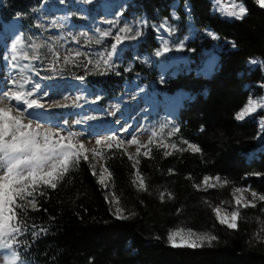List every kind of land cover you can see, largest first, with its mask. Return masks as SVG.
I'll use <instances>...</instances> for the list:
<instances>
[{
    "label": "trees",
    "instance_id": "obj_1",
    "mask_svg": "<svg viewBox=\"0 0 264 264\" xmlns=\"http://www.w3.org/2000/svg\"><path fill=\"white\" fill-rule=\"evenodd\" d=\"M43 1L4 0L0 18L7 20L26 13L25 20L30 24L29 13ZM238 1L246 7V16L227 22L212 14L209 0H134L137 10L150 23L168 19L170 7L177 3L181 21L191 20L198 31L196 40L189 45L197 52L212 47L210 41H201L200 37L205 29L212 30L223 45L218 71L209 80L192 74L178 75L165 84L170 93L184 89L197 94L180 111L178 131L169 145L150 143L135 160L116 144L103 149V166L112 180L114 204L124 210L128 219H117L112 214L105 199L107 193L93 175L91 163L81 157L55 180V188L37 186L36 210L29 206L24 214L22 209H15L13 223L24 229L13 245L19 262L264 264V200L239 210L236 230L221 225L214 212L217 207L230 210L236 188L264 196V148L249 157L261 147L257 125L254 121L235 120L248 102L246 87L263 81L260 71H252L248 63L259 59L264 65V9L255 0ZM186 5L190 8L188 14L183 11ZM147 43L139 52L157 48L151 33ZM84 69L82 65L76 73ZM135 71L151 78L142 67ZM123 80L108 76L97 84L111 97L120 92ZM188 144H195L200 151L192 152ZM205 177L209 178L207 184ZM141 180L143 189L139 187ZM17 203L23 202L17 199ZM180 228L215 235L217 239L211 247L205 243L199 249H173L167 236Z\"/></svg>",
    "mask_w": 264,
    "mask_h": 264
},
{
    "label": "rangeland",
    "instance_id": "obj_2",
    "mask_svg": "<svg viewBox=\"0 0 264 264\" xmlns=\"http://www.w3.org/2000/svg\"><path fill=\"white\" fill-rule=\"evenodd\" d=\"M3 1L0 0V3ZM209 1L212 6V14L227 22L240 21L232 17L221 16L215 10L214 0ZM222 2L231 4L233 0H222ZM234 2L241 3L238 0H234ZM177 9L178 4L174 3L170 7L168 19L159 18L158 22L150 23L147 17L137 10L134 0H44L30 13L32 32L27 31V34H23L20 30V19L17 17V26L14 25L16 30L13 34L7 35L4 29L3 36H0V85L3 86L0 90H3L8 83V87H12L13 81L11 80L20 81L22 77L30 78L32 83L25 86L26 90H34L36 98L40 99L45 107L29 110L33 112V116L29 119H34V126L35 123L43 125L41 131L44 129L55 131L63 129L62 134L65 136L68 132L83 133L77 138L89 150L87 153L88 162L96 165L95 177L99 181V173L104 169L103 149L107 147V144L97 145L95 143L97 139L103 141V138L108 135L119 136L124 141L121 147L134 160L138 155L136 152L138 146L141 150L150 143L169 145L170 139L177 133V131L173 132V128L178 129L176 125L178 114L184 103L193 100L194 95L189 92L185 93L186 99L174 115L172 109L163 103L164 98L185 91L178 90L172 94L166 93L165 84L178 75L189 76L192 74L193 77L209 80L217 72L218 66L210 74L206 73L204 65L214 55L220 58L223 45L219 44V39L213 40L207 35L209 31L213 32L212 30L205 29L200 34L201 41H210L212 47L209 50L199 52L190 49L189 45L196 40L198 31L194 28L191 20L184 23L181 21L176 12ZM189 10L188 5L183 9L186 14L189 13ZM106 21H114V23L109 24ZM11 22L16 23L15 21ZM161 24H166L173 30L171 35L160 27ZM125 26L130 27L132 31L120 32L119 29ZM103 31H107L110 35L101 38L100 34ZM136 31H140L141 35L132 39L131 36ZM149 33L153 35L154 44L157 48L151 52L140 53L141 46H148ZM117 35L122 39L117 45V53L113 55V62L116 67L106 75H116L115 73L119 72L120 74L116 76L125 77L126 81L119 96L101 106V95L93 90L87 83V79L95 76L92 73L104 70L102 57H107L111 51V44L116 43L115 37ZM161 38L168 41L170 50L157 56L156 52L162 49ZM97 40L101 42L97 43ZM17 41H19L18 49L20 45H23L20 50L27 52L29 58L33 54L32 45H40L36 53L39 59L31 61V67L34 69L32 74L29 71L21 73L19 68L15 67L7 69L9 66H5L4 57H10L12 45ZM179 43H183L184 46L177 50ZM77 51L81 53L80 56L76 55ZM65 56H70L72 61L66 67L64 66ZM255 60L257 63L253 64L250 61L248 67L252 71L258 69L263 81L260 85L246 87L249 91L248 100L264 101V65L261 60ZM97 61L101 62L99 70L95 68ZM19 63L23 65L26 62L24 63L22 60ZM11 65L13 66V64ZM82 65L85 69L81 73H76L80 72ZM136 65L144 68L151 77H158V80L150 82L148 77L135 73ZM52 67L57 69L54 78L42 79L43 76L53 75L51 71H48ZM36 72H39V75ZM72 75H82L85 79L81 81L77 78H70ZM66 80L76 81L79 85L70 88L65 84ZM33 84H39V90L34 89ZM256 92H259L260 95L256 96ZM204 94L206 93L204 92ZM74 101L75 105L73 104ZM11 103L15 104V101ZM56 103L68 104L69 106L57 107L55 106ZM127 114L128 116L124 119ZM77 121L83 122L78 124ZM246 121L255 122L259 132L257 142L262 145L264 143V127H262L261 122L264 121V108L258 106L255 112L237 122L244 123ZM101 129L114 130L100 133ZM153 132L156 133L155 136L152 135ZM132 139H136L138 144H132ZM116 143L115 141L112 142V144ZM93 150L101 153V155L94 158ZM105 184L106 187L105 185L102 186L107 193L109 206L114 215L116 205L111 193L112 180L107 172L105 173ZM251 193L247 189L246 192L237 195H242L245 200L251 202L253 201ZM235 201L236 196L233 197L230 210L221 208V215L226 217L224 224H221L216 218L221 225L227 228L232 211L248 208L243 206V201L239 206L236 205ZM257 202L258 199L255 200V205ZM237 223L238 217L235 227L231 230H236ZM180 242L178 237L177 243ZM173 249L193 250L199 248L182 246ZM5 260L6 258L0 259V264H5ZM18 264L20 263L18 262Z\"/></svg>",
    "mask_w": 264,
    "mask_h": 264
},
{
    "label": "snow or ice",
    "instance_id": "obj_3",
    "mask_svg": "<svg viewBox=\"0 0 264 264\" xmlns=\"http://www.w3.org/2000/svg\"><path fill=\"white\" fill-rule=\"evenodd\" d=\"M255 3L259 5L260 8L264 9V0H255ZM215 10L218 11L221 16H227L235 18L236 20H243L247 14V9L243 3H235L234 0L231 4L223 3L222 0H214ZM109 24L114 23V21H106ZM160 27L165 29L171 35L173 31L171 28L167 27L166 24H161ZM120 32L128 33L132 29L128 26L119 29ZM101 38L104 36H109L110 33L107 31L101 32ZM141 32L136 31L131 38L135 39L140 36ZM213 40L219 39V37L209 31L207 33ZM127 38V37H125ZM78 39V38H74ZM121 37L117 35L115 37L116 43L111 44V51L107 54L106 58L102 57V63L105 66L103 71H98L99 75H106L108 72L112 71L116 65L113 62V55L117 53V45L121 42ZM97 40V43H100ZM17 43H14L11 48V55L4 57L5 60L13 63V67L19 68L21 73L25 71H34L31 67V61L39 59L36 54L37 49L40 45H32L33 54L29 58L27 52H23L20 49L23 45H20L18 49ZM162 49L156 52V55H162L168 52L169 46L168 41L161 38ZM183 43H179L177 50L183 48ZM235 47V44H233ZM77 56H80L79 51L76 52ZM28 60L29 63L21 65L19 61ZM72 62L70 56L64 57V63L68 64ZM91 63V61H89ZM251 63L256 64V60H252ZM95 68L99 70L101 68V62L97 61ZM53 75L43 76L42 79L48 80L53 79L57 72L55 67L48 69ZM62 71V70H61ZM39 75V72H36ZM119 75V72L115 73ZM81 81H84V76L76 77ZM30 78L22 77L20 81L13 80L14 89L0 90V259H5V264H18L19 257L17 252L13 249V245L17 241V236L24 229L18 223H13L16 221L15 209H22L23 213L26 214L27 207H31L33 210L37 209L36 197L34 195L37 190V186L40 184L49 185L52 188L56 187L55 180L62 177L65 172H67L71 165L78 163L82 157L85 161L89 160L88 149L85 147L83 142L78 140V135H83V133L77 134L75 132H68L67 135H63V129L55 131L53 129H44L43 125L35 123L34 119H29L33 116V112L29 110L41 109L45 105L40 102V99L36 98L35 93L32 89L26 90V85L31 84ZM33 88L39 90V84H33ZM15 101V104L11 102ZM75 105V101L73 102ZM57 107H68V104L56 103ZM264 108V101H254L248 100L247 104L241 111L235 115V120L242 121L246 116L257 110V107ZM92 119V117H89ZM83 121H77L76 123H82ZM262 127H264V121L261 122ZM178 131V129L173 128V132ZM203 131V128H201ZM153 136L156 135L155 132L152 133ZM117 142L116 147L119 148L123 145L124 141L117 135H108L103 138V141L97 139L95 143L100 145L106 143L108 148H112V142ZM132 144H138L136 139L131 140ZM187 143V141H185ZM175 147V145H172ZM188 148L192 152H199L200 149L195 144H188ZM137 154L140 152L139 146L136 149ZM93 157L100 156L101 153L93 150ZM164 155H169L165 152ZM129 159L132 156L129 155ZM138 163V161H137ZM90 167L93 169V175H96V165L91 164ZM108 172L107 168H104L99 173V183L105 185V173ZM110 175V174H109ZM253 175H260L255 173ZM209 178L205 177V183H208ZM219 180V178H217ZM212 185H209L211 187ZM139 187L144 188L143 180L140 181ZM245 188H236L233 195L236 196V205H241L243 201L244 207H255V200H264V196H258L255 191L251 193L253 201H247L243 198L242 194L246 192ZM28 198H31L30 200ZM17 199L23 203H17ZM107 200L108 197L106 196ZM163 199V196H161ZM119 205V201H116ZM124 210L117 206L115 208L114 215L117 219H128L129 217L123 214ZM216 218L221 224L226 222V217L221 215V208L217 207L214 209ZM239 214V209L232 211L230 213V220L228 221V228H234L236 225L237 217ZM135 215V213H133ZM21 224L23 221L21 220ZM35 235V233H33ZM180 238V243H177V238ZM159 239V237H156ZM217 237L211 234L197 233L191 230L185 231V229L180 228L176 231H171L167 240L171 247H182L186 246L189 248H200L207 244L208 247L212 246V242L215 241ZM259 239V237H257ZM186 242V243H185ZM20 264H23L20 261Z\"/></svg>",
    "mask_w": 264,
    "mask_h": 264
},
{
    "label": "bare ground",
    "instance_id": "obj_4",
    "mask_svg": "<svg viewBox=\"0 0 264 264\" xmlns=\"http://www.w3.org/2000/svg\"><path fill=\"white\" fill-rule=\"evenodd\" d=\"M16 25L13 24V22L9 23L6 27L5 30L7 32V35H10V33L12 32V30L14 29L13 27ZM4 33V32H3ZM0 36H3V34H0ZM5 60V59H4ZM6 65L9 66V69H12L10 66H12L11 62L5 60ZM25 63V62H24ZM23 64V63H22ZM218 64V57L216 55H214V57H212L211 59H209L205 65H204V70L206 73L210 74L212 71H214L217 67ZM8 69V68H7ZM8 72V71H7ZM204 73V72H203ZM10 80V79H9ZM15 80V79H14ZM12 81V80H11ZM13 83V82H12ZM7 86V85H6ZM14 86L12 85V87H6L3 90L6 89H12L15 90L13 88ZM34 91V90H33ZM187 94V93H186ZM186 94L184 92H178L177 94L173 95V96H169V97H165L163 103L167 104L169 106V108L172 109L173 114L175 115L177 113V111L180 109V107L182 106L183 102L186 99ZM166 107V106H165ZM125 118V117H124ZM124 120V119H123ZM103 131V130H102ZM106 131V130H105Z\"/></svg>",
    "mask_w": 264,
    "mask_h": 264
}]
</instances>
